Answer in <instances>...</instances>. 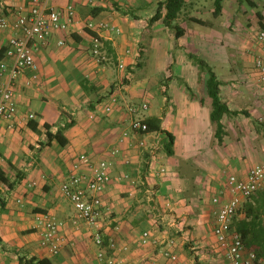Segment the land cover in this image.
<instances>
[{"label": "crops", "instance_id": "crops-1", "mask_svg": "<svg viewBox=\"0 0 264 264\" xmlns=\"http://www.w3.org/2000/svg\"><path fill=\"white\" fill-rule=\"evenodd\" d=\"M162 1L52 0L59 9L73 5L74 19L35 50L37 76L25 69L14 81L18 112L13 128L0 122V175L8 179L0 181V264H21L20 257L96 263L94 230L84 220L72 224L76 211L60 189L81 154L110 162L111 180L101 193L103 237L108 253L122 264H230L214 233L218 204L213 198H228L229 177L245 178L253 165L264 162V84L255 69L259 47L249 36L242 37L244 52L234 50L240 41L237 28L246 24L254 29V24L242 21V0H223L217 16L214 0H184L174 21L183 34L177 38L160 18L151 25L153 38L149 19ZM20 6L28 1L0 0V16L14 21ZM88 19L115 28H89ZM13 34L0 30V61H11L5 50ZM95 36L101 39L103 58L91 52ZM149 36L166 44V67L173 60L178 71L150 74L135 83ZM193 45L212 53L207 62L220 82L221 99L239 111L222 117L221 141L210 116L209 76L188 68L186 54ZM5 78L0 76V94ZM112 94L118 103L108 112ZM142 94L148 107L131 112L129 106L140 105ZM30 113L34 118H28ZM151 116L161 118L162 128L173 134L172 149L165 146L169 138L164 131L138 135L131 130L132 120ZM45 124L52 132L62 127L67 144L49 141ZM124 132L128 136L121 140ZM115 148L119 152L113 154ZM162 167L166 170L159 173ZM44 211L65 222L61 234L66 242L56 254L42 245L35 226V213ZM242 216L234 218L233 228ZM145 230L150 236L142 243ZM169 240L175 259L164 253Z\"/></svg>", "mask_w": 264, "mask_h": 264}, {"label": "built area", "instance_id": "built-area-1", "mask_svg": "<svg viewBox=\"0 0 264 264\" xmlns=\"http://www.w3.org/2000/svg\"><path fill=\"white\" fill-rule=\"evenodd\" d=\"M28 1V6H20L17 9L15 20H10L7 15L0 16V30L11 29L15 34L8 40L5 56L11 59L10 62L0 61V76H5L0 94V122L7 121L8 127L13 128L17 116V104L14 98V81L25 69H30L32 77L37 76L38 66L35 61L34 52L45 46L50 35L55 31H64L73 21L75 10L73 5H68L66 9L56 8L52 0H22ZM12 6L7 5L6 10H11ZM13 10V9H12ZM86 26L93 29L106 28L114 29L106 21H94L88 19ZM118 30V29H117ZM20 32L21 35L16 33ZM255 41L259 47V53L255 58V69L260 83L264 84V27H259L255 35ZM60 40V44H64ZM91 52L97 58L102 56V42L97 36L93 38ZM120 68L124 64L120 63ZM118 103V97L112 94L110 102L105 106L106 111H111ZM148 103L143 102L137 106H129L131 112H138L140 108L146 109ZM34 114H28V118H34ZM143 118H136L131 122V130L138 135L147 133V124L142 122ZM128 136L124 132L121 140ZM143 146L146 141L141 140ZM119 152L118 148L113 150V154ZM83 166L89 167L82 170ZM110 162L105 159L92 161L88 155L81 154L78 161L74 163L73 169L68 178L61 184L62 194L71 202L76 214L72 219L73 225H78L79 220H84L86 224L94 230V240L99 249L96 254L95 264H122V262L111 255L106 250L103 237V201L101 193L110 183ZM162 167L159 173H164ZM127 177V175H125ZM230 196L222 200L220 196H215L213 201L218 204L215 217L214 233L230 264H255L257 255L249 250L239 231L233 228V220L242 213L244 201L250 200L258 191L264 189V162L253 165L245 178L231 175L228 181ZM21 203V199L18 200ZM35 226L41 232V243L48 247L51 253H58L66 242V238L61 234V229L65 225L63 220L58 219L48 211L35 213ZM150 231L142 233V243L148 241ZM174 242L168 241L165 255L176 258L172 255L171 245Z\"/></svg>", "mask_w": 264, "mask_h": 264}, {"label": "trees", "instance_id": "trees-1", "mask_svg": "<svg viewBox=\"0 0 264 264\" xmlns=\"http://www.w3.org/2000/svg\"><path fill=\"white\" fill-rule=\"evenodd\" d=\"M248 3L255 7L256 3L253 0H247ZM223 0H214L215 16L219 15L222 11ZM184 0H164L158 3L156 12L149 19L152 24L156 20L163 18L164 23L173 27L176 30V37L179 38L183 34V29L174 21L181 13L184 7ZM165 8V14L162 15L161 9ZM258 14L261 13L258 11ZM194 20H197L194 18ZM261 27H264V23H261ZM188 57H192L191 52H187ZM198 63L202 68H205L208 73L207 90L208 94L212 98L211 120L216 125L215 135L219 141L222 140L224 134L223 123L221 122L224 114L238 113L239 111L231 110L226 102L221 99L220 96V82L217 79L216 73L205 59L198 58ZM142 122L147 124V132L152 131H164L167 134L168 142L166 143L167 149H172L174 136L172 133L165 131L162 128V120L159 117H145ZM30 126L37 130V126L34 122H30ZM46 134L51 140H57L61 145H66L68 142L67 137L64 135L63 128L59 127L56 132L51 131V126L45 124ZM0 181L8 183V179L4 175H0ZM243 216L237 218L234 221V227L239 231L243 237L246 247L256 253L257 258L261 259V263L264 264V190L256 192L250 200H247L243 205ZM21 264H55L49 258H36V257H20ZM258 262V260H257Z\"/></svg>", "mask_w": 264, "mask_h": 264}, {"label": "rangeland", "instance_id": "rangeland-1", "mask_svg": "<svg viewBox=\"0 0 264 264\" xmlns=\"http://www.w3.org/2000/svg\"><path fill=\"white\" fill-rule=\"evenodd\" d=\"M254 1V0H253ZM256 3V6L253 7L251 6L247 0H242V11H241V19L242 21H250V24H254V29L248 27L246 24L241 25V27L237 28L236 37H239L240 41L238 43V45H236V48L234 47V50H238L240 49L241 51H245V46H242V41L243 38L245 37L246 39L251 36L252 38L255 39V35L257 32V27L261 26V23H264V0H255L254 1ZM151 7H148L147 10H149ZM243 9H247V12L245 14V12H243ZM258 11L261 13L260 15L258 14ZM250 14L252 15V17L250 16ZM153 24V23H152ZM150 23V33L151 36L154 38L153 33V29H152V25ZM165 49H166V44H158L155 43L154 40L150 39V36L148 37V41H147V48L146 51L144 53L143 56V61H144V66L143 67H138L136 68V70L134 71V79L133 81L135 83H138L140 81H144L148 75L150 74H156V73H160V72H167V73H176L178 71V65L177 63H175L173 60L170 61L166 67V62H165ZM208 48L206 46H197V45H193L192 49L189 51L192 53V57H188V55L186 54L187 59H189V65L190 67H188L190 70L192 71H197L199 73H207L205 68H202V66L199 65L198 63V58L200 59H205L206 61L209 62V56L212 55V53L210 51H207ZM232 50L231 53H235V51ZM209 52V53H208ZM216 52H213V55ZM170 54L172 55V52H170ZM210 54V55H209ZM229 54V51H228ZM215 56V55H214ZM173 58V56H171ZM167 68V70H166ZM144 94V93H143ZM141 95L140 96V103H142V100H145V95ZM144 102V101H143Z\"/></svg>", "mask_w": 264, "mask_h": 264}]
</instances>
